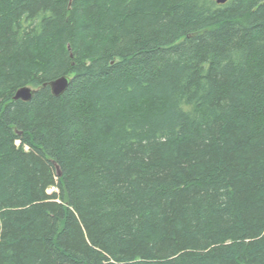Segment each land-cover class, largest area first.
<instances>
[{
    "label": "trees",
    "instance_id": "1",
    "mask_svg": "<svg viewBox=\"0 0 264 264\" xmlns=\"http://www.w3.org/2000/svg\"><path fill=\"white\" fill-rule=\"evenodd\" d=\"M0 264H264V0H0Z\"/></svg>",
    "mask_w": 264,
    "mask_h": 264
},
{
    "label": "water",
    "instance_id": "2",
    "mask_svg": "<svg viewBox=\"0 0 264 264\" xmlns=\"http://www.w3.org/2000/svg\"><path fill=\"white\" fill-rule=\"evenodd\" d=\"M226 1L227 0H215V2L218 4H222ZM68 84H69V78L67 76H60L48 83L51 93L54 96H60L67 88ZM34 92H35V89L31 88L30 86H23L16 91L13 98L15 100L19 99V100L27 102L31 100ZM57 174L60 175V171L58 167H57Z\"/></svg>",
    "mask_w": 264,
    "mask_h": 264
},
{
    "label": "rangeland",
    "instance_id": "3",
    "mask_svg": "<svg viewBox=\"0 0 264 264\" xmlns=\"http://www.w3.org/2000/svg\"><path fill=\"white\" fill-rule=\"evenodd\" d=\"M53 190H54V189H53V188H51V189H49L48 191H49V192H51V191H53Z\"/></svg>",
    "mask_w": 264,
    "mask_h": 264
}]
</instances>
